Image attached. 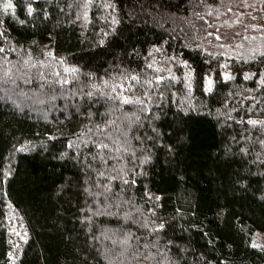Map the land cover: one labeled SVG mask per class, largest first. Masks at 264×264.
<instances>
[{"label": "trees", "instance_id": "obj_1", "mask_svg": "<svg viewBox=\"0 0 264 264\" xmlns=\"http://www.w3.org/2000/svg\"><path fill=\"white\" fill-rule=\"evenodd\" d=\"M7 2L0 0V22L8 37L7 41L0 37V45L19 46L8 52L7 60L21 69L24 79L14 77L15 84L0 80V264H12L8 253L13 250L16 264H109L110 260L136 264L131 255L119 254V240L128 231L140 237L131 242L133 249L139 245L143 250L149 241L163 248L173 241L167 253L173 264H264V251L251 244L253 233L264 231V199L260 198L264 164L254 162L264 151L257 142L264 135L239 123L247 116H264V87L258 85V76L251 80L243 76L264 69L259 52L255 60L249 59L250 48L264 45V28L251 27L264 21V3L94 0L89 9L91 23H86L78 7L83 0H12L15 8L5 11ZM108 2L115 8L102 7ZM245 2L251 7L243 6ZM27 3L35 8L31 15L26 12ZM110 17L119 24L113 25ZM237 19L241 23H235ZM214 31L223 39L206 35ZM48 50L65 63L44 55ZM28 55L33 61L55 64L61 76L72 77L64 71L66 66L80 71L72 83L61 86L52 82L56 77L49 67L29 71L18 63ZM180 59L195 69L188 98L185 73L189 69L177 62ZM4 61L0 53V66H8ZM225 71H231L235 79L225 81ZM41 72L48 79H41ZM133 72L141 75V84L154 75L164 76L159 88L143 86L154 98L159 90L165 96L150 105L152 113L141 114L149 118L135 132L144 139L151 160L131 174L136 183L112 182L114 198L122 204L121 214L114 215L109 213L115 209L102 206L103 195L86 191L102 193L95 181L106 183L87 166L99 167L90 158L87 128H94L111 102L100 96L80 105L81 112L88 109L96 114L89 123L71 101L79 100L77 93L97 91L93 84L109 90L102 81L113 82ZM169 73L177 79L172 80ZM209 73L216 81L212 93L205 92L201 82V76ZM125 109L131 111L133 106L125 105ZM156 113L158 118L152 119ZM153 127L159 129L161 142L148 139L156 135ZM21 144L27 152L18 150ZM240 147L249 148V154L240 153ZM138 164L133 160L128 167ZM149 193L161 199L154 201ZM137 206L145 220L162 219L168 225L159 241L150 230L124 218V213L139 218ZM154 206L153 216L146 210ZM85 216L91 219L86 222ZM25 235L26 240L21 238ZM16 241L19 249L14 247Z\"/></svg>", "mask_w": 264, "mask_h": 264}, {"label": "snow or ice", "instance_id": "obj_2", "mask_svg": "<svg viewBox=\"0 0 264 264\" xmlns=\"http://www.w3.org/2000/svg\"><path fill=\"white\" fill-rule=\"evenodd\" d=\"M261 3H264V0H260ZM94 5V0H83L82 4H79L83 10V19L86 23H91V16L89 14V9ZM245 7H251V5L246 2L243 4ZM5 11L11 8H15V5L12 3V0H8L7 3L3 5ZM103 8H115V4L108 2L102 4ZM209 7V15L211 14V7ZM35 11L33 3H27L26 12L28 15H31ZM228 11H232L231 8ZM45 16L48 15L47 12L44 13ZM103 18V17H101ZM77 19H81L80 16H77ZM111 23L113 25L119 24V20L115 17H110ZM255 19V18H253ZM25 20L20 19L19 23L21 25L25 24ZM235 23L239 24L241 21L237 19ZM253 28H260V25H251ZM206 35L214 36L217 40L223 39L222 35L218 31H214L212 33H206ZM0 37H4L5 41H7L8 37L6 35V29L3 27V22H0ZM244 39H249V37H244ZM101 44L104 43L103 40L100 41ZM225 45L221 44L220 47H224ZM19 46H13L10 49H6L4 46L0 45V53H4L5 55V65L8 66H0V80H3L5 83L11 82L12 84L16 83L14 77L20 76L21 79H24V76L21 75V69L12 65L10 61L7 60L8 52H15ZM240 47H243L241 44ZM207 51V49H205ZM249 52L251 56L249 59L255 60L256 53L259 52L261 57V63L264 64V45H261L260 48H250ZM44 55L48 57H52L56 63L64 64V58L55 57V53L51 50H48L44 53ZM175 59V57L173 58ZM178 63L184 65L188 68V72L185 73V78L187 80V89L188 92L186 94V98L191 97L193 83L195 81V69L191 68L188 64L187 60L180 59L177 61ZM18 63L22 64L24 68H27L29 71L32 68H37L38 66L42 69L43 67H49L52 72H54L56 79L52 82L59 85H66L73 82V78H75V74L80 71L79 68L75 66H66L64 71L72 74V77L69 76H61L59 71H56L55 64H49L45 60H37L33 61V58L28 55L25 58H22ZM149 68L153 67V65H148ZM227 68V65L224 66ZM15 68V72L13 71ZM159 71V70H158ZM171 76V73H169ZM87 75H93L88 73ZM245 80H251L253 77L258 76V85L264 87V69H257L256 72H245L243 74ZM222 77L225 81L235 79V76L231 73V71H225L222 73ZM41 79H48V77L44 76L41 72ZM172 80L177 79L174 76H171ZM156 82L155 85L153 82ZM28 82V81H25ZM161 82H165V77L162 75H154L152 79H146L141 84V75L133 72L128 76H124L121 74L119 78H116L113 82L109 80H104L101 83L103 84L105 89H101L98 85L93 84V88L97 89V91H88L87 93H77L79 96V100L71 101L76 105L77 112H81V107L83 103L91 100L92 102L96 101L97 97H105L107 101H110V105L105 108L104 113L101 115V119L99 122L94 124V128H87V132L91 135L88 137V143L91 144L92 149H90V158L91 161L96 162L99 167H93V163H88V168L95 172L97 177L102 178L106 183H101L100 181H95L96 186L98 188H102L103 192H92L91 189H86L89 192V195H103L105 203L102 205L105 208H113L114 212L109 214L120 215L122 204L120 201L115 200L114 198V189L112 182L115 180H120L123 185H131L136 183L134 179H132L131 174L137 172V167L140 165L147 163L151 160V154L147 153L146 149H144V139L139 135H136L135 129L138 126L143 125V121L148 119V116H143L141 114H149L152 113V108L150 105L158 104L161 99L165 96L164 90H159L156 93V97L154 98L152 92L149 88H145L143 85L154 86L159 88ZM201 82L203 86V90L208 93H212L215 90L216 81L213 76L209 73L201 76ZM167 87H171L170 84ZM248 91H252L248 89ZM139 92V94H137ZM229 96H232L233 93L229 92ZM242 95V94H241ZM55 99V97H52ZM251 99L255 102L256 97L252 96ZM264 102V101H262ZM125 105L133 106V110L129 111L125 109ZM192 107H195L194 105ZM189 109L185 108L184 111H188ZM233 111L235 109H232ZM219 112V110H217ZM248 111H252L251 108ZM82 115H86L89 118V123H92V118L96 115L92 113L90 110L85 109L81 112ZM117 114H119L117 116ZM209 114L211 112L209 111ZM159 113H156L152 116V119L158 118ZM228 119H234L229 116ZM239 123H247L251 125L253 128H256L260 131L261 135H264V116L261 118H253L252 116H247L246 120L241 119ZM85 127H87L85 125ZM152 131L156 134L155 137H148V139H154L157 142L160 141V132L158 128L153 127ZM54 138V137H53ZM235 141V137H233ZM136 141V143H134ZM258 144L264 146V139H258ZM30 143V142H26ZM68 147H74L73 141H68ZM167 148L171 150V145H166ZM21 152H27L28 148L25 147L24 144H21L19 149ZM137 151L141 152L140 156H137ZM240 153L244 155L249 154V148L240 147ZM64 155V154H62ZM137 160L139 164L136 167L129 168L128 165L131 161ZM111 161V163H110ZM261 164H264V151L258 153L256 155V161ZM110 169V170H109ZM140 174V173H137ZM12 173L9 171L7 176H11ZM261 175H264V169L261 170ZM238 183L241 185L245 184L244 180H239ZM122 195V193H121ZM149 197L154 201H159L161 199L158 195H153L149 193ZM112 198L114 200L113 203H109V199ZM261 199H264V193H261ZM96 203H101V201L97 200ZM124 203L131 204V200H125ZM91 211V209H90ZM135 211L139 213V218L134 219L133 216L129 213H124V218L126 220L132 221L135 224H138L140 228L145 230H150L151 235L156 237V240L159 241L161 238V233L168 227L166 223L161 219L158 222L152 221L150 219L145 220L144 212L137 206ZM152 215H156V208H149L146 210ZM100 214V213H97ZM85 221H89L91 218L85 216ZM15 233V229H10ZM16 235H20L19 233H15ZM259 233L257 237H259ZM22 239L26 240L27 236H22ZM110 238V237H109ZM140 237L135 236L131 231L125 232L124 235L120 238L119 243L121 245V256H129L136 262V264H173L172 258L167 255L171 251L169 247L174 242L169 240L167 244L163 248L159 246L158 243L149 241L148 243L143 244V250H140V246L137 245L135 249L132 248L131 242L133 240H138ZM211 242V241H210ZM116 243V241H114ZM17 249H19V245H14ZM253 248H259L264 250V244L258 243L255 240L252 242ZM156 249L155 252L152 250ZM8 255L12 259V264H16L17 256L12 252H9ZM108 257L106 256V259ZM109 264H114V261H109Z\"/></svg>", "mask_w": 264, "mask_h": 264}, {"label": "rangeland", "instance_id": "obj_3", "mask_svg": "<svg viewBox=\"0 0 264 264\" xmlns=\"http://www.w3.org/2000/svg\"><path fill=\"white\" fill-rule=\"evenodd\" d=\"M259 25L260 26H262L263 28H264V21H260V23H259ZM260 234L259 235V237H257V234ZM256 241V242H258V243H262V244H264V231H255L254 233H253V235H252V239H251V244H252V242L253 241ZM19 245V242L18 241H16L15 243H14V245ZM264 251V250H263ZM14 252V250L12 251V253ZM14 254V253H13Z\"/></svg>", "mask_w": 264, "mask_h": 264}]
</instances>
